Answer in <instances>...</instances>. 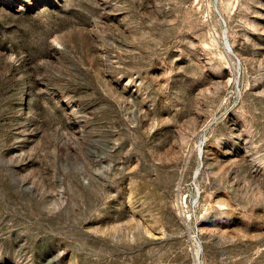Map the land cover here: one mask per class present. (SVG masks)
<instances>
[{
  "label": "rangeland",
  "instance_id": "374dc122",
  "mask_svg": "<svg viewBox=\"0 0 264 264\" xmlns=\"http://www.w3.org/2000/svg\"><path fill=\"white\" fill-rule=\"evenodd\" d=\"M0 264H264V0H0Z\"/></svg>",
  "mask_w": 264,
  "mask_h": 264
},
{
  "label": "water",
  "instance_id": "95a60500",
  "mask_svg": "<svg viewBox=\"0 0 264 264\" xmlns=\"http://www.w3.org/2000/svg\"><path fill=\"white\" fill-rule=\"evenodd\" d=\"M230 52H231V54H233L232 51H231V49H230Z\"/></svg>",
  "mask_w": 264,
  "mask_h": 264
}]
</instances>
